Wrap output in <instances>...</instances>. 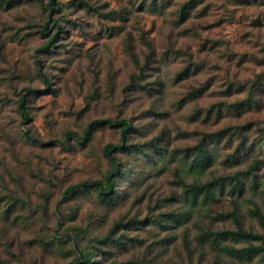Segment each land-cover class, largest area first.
I'll return each mask as SVG.
<instances>
[{
	"label": "rangeland",
	"instance_id": "1",
	"mask_svg": "<svg viewBox=\"0 0 264 264\" xmlns=\"http://www.w3.org/2000/svg\"><path fill=\"white\" fill-rule=\"evenodd\" d=\"M56 2L0 0V264H264V0Z\"/></svg>",
	"mask_w": 264,
	"mask_h": 264
},
{
	"label": "trees",
	"instance_id": "2",
	"mask_svg": "<svg viewBox=\"0 0 264 264\" xmlns=\"http://www.w3.org/2000/svg\"><path fill=\"white\" fill-rule=\"evenodd\" d=\"M57 2L56 0H49V7L51 10H54ZM49 32V29L44 30L43 35H47ZM55 40V38H52V41ZM26 101V96L21 97L19 100L18 104V110L19 113L21 114L22 118L24 121H27V112L25 110L24 102ZM116 124V123H115ZM119 125L122 129L127 128L125 124H117ZM92 135V129L88 128L84 132V139L88 140ZM112 150L111 148L107 147L105 148L104 152L106 156L114 160V157L112 155ZM210 164L209 157L207 153L203 150L200 149L198 153L196 154L195 158L192 160L190 164V168L193 169L194 171H198L202 173ZM113 175L108 176L102 183L101 182H91L88 184L89 187L94 189L98 196L106 199L108 198L114 188L113 184ZM180 184L184 188V192L187 195L189 199V203L192 206H196L198 203H201L203 205L207 204L209 201H212L215 197V189L218 188L219 191H222L223 185L222 182L219 181H210V182H202V183H196V184H191L187 185L183 181H180ZM75 187H71L65 192L66 197H70V193H72L73 189ZM233 190L236 191L238 194H240V189L234 185ZM254 215L257 217L259 225L262 229V232L264 234V216L261 215L258 211L254 212ZM173 218L180 219L179 216L175 215ZM231 219L233 221L235 230L233 231H225L221 232L219 235L222 238H232L235 241H259L260 246L259 247H248L244 248L241 250H236L234 248L226 247L225 251L233 256H238L239 258H245V259H250L251 256L256 255L259 251H264V235L261 234H254L252 232L245 231L241 223L238 219V217L235 214L231 215ZM131 224V222H129ZM88 260H85V263L88 264Z\"/></svg>",
	"mask_w": 264,
	"mask_h": 264
}]
</instances>
